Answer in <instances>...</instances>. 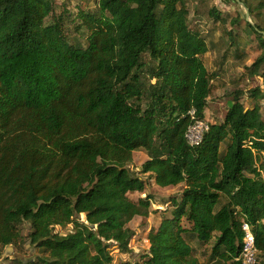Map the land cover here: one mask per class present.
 <instances>
[{
  "label": "trees",
  "instance_id": "obj_1",
  "mask_svg": "<svg viewBox=\"0 0 264 264\" xmlns=\"http://www.w3.org/2000/svg\"><path fill=\"white\" fill-rule=\"evenodd\" d=\"M97 5L77 14L83 47L70 43L66 18L47 24L55 0H0V259L29 240L44 256L13 264H116L111 247L133 254L131 223L157 214L148 250L121 264H202L195 241L213 245L211 263L243 264L244 223L261 264V89L246 96L249 110L245 92L236 91L224 120L191 146L186 133L205 120L219 76L204 63L213 39L190 27L187 0ZM210 15L221 20L217 10ZM246 26L262 51L246 70L264 79V29ZM228 35L222 65L245 56L239 36ZM139 150L148 159L138 174ZM149 183L183 188L164 210H153ZM24 223L31 225L27 237ZM68 226L70 233L58 231Z\"/></svg>",
  "mask_w": 264,
  "mask_h": 264
},
{
  "label": "rangeland",
  "instance_id": "obj_2",
  "mask_svg": "<svg viewBox=\"0 0 264 264\" xmlns=\"http://www.w3.org/2000/svg\"><path fill=\"white\" fill-rule=\"evenodd\" d=\"M241 1L250 5L253 13H250L248 6H242L236 0H187L190 11V27L200 31L203 36H206L208 42L213 39L215 44L214 50H211L210 54L204 57L207 69L210 72L216 71L220 76L214 82V90L208 103L207 122L209 125L211 123H220L224 120L236 91L242 90L245 92L246 95L243 98V103L246 110L253 108V100H249L246 97L252 90L260 88L263 92L262 94H264V79L259 76L252 78L246 70L262 54L258 39L246 26L247 9L250 13L249 20L253 25H259L264 29V0ZM97 7V0H55L54 17L51 16L47 24L53 22L54 19L56 20L59 16L66 18L64 30L70 43L86 47V30L81 25L80 19L77 18V14L80 11L94 12L97 10ZM212 10H217L221 13V20L219 22H215L210 15ZM236 19H238L239 24L238 22L234 23ZM229 32L239 36L238 42L245 51V56L240 60L230 58L231 61L222 65V57L228 50L231 42L228 35ZM260 102L264 113V97L261 98ZM147 159L148 156L145 151L139 150L135 152L132 169L136 170L139 174L142 164ZM139 176L146 178L143 175ZM262 176L264 177V169ZM181 189L182 187L160 188L149 183L147 191L152 196L153 210H164L167 207L169 197L178 195ZM139 196V194H134L132 198L137 199ZM142 197H145V195ZM81 217L82 220H85V216ZM160 218V215L152 214L149 218H137L131 223V227L136 232V236L131 242L133 254L122 253L113 245L111 250L116 264L130 261L133 256L135 259H139L141 255L145 254L149 248L147 234L152 226L158 225ZM58 231L63 235L68 234L72 231V226L58 228ZM21 232L24 237H27L28 233L31 232V225L24 223L21 226ZM191 245L202 264H215L211 263L209 259L212 244L203 245L195 241ZM11 248H13L12 252L7 251V249L3 252L0 264H13V260L15 259L14 254L21 255L27 262L29 259L35 261L44 256L41 250L30 244L29 240H26L24 248H19V250L14 247ZM261 264H264V258Z\"/></svg>",
  "mask_w": 264,
  "mask_h": 264
},
{
  "label": "built area",
  "instance_id": "obj_3",
  "mask_svg": "<svg viewBox=\"0 0 264 264\" xmlns=\"http://www.w3.org/2000/svg\"><path fill=\"white\" fill-rule=\"evenodd\" d=\"M192 116L195 111L190 112ZM209 131V124L206 120H198L193 124L186 133L188 143L195 147L199 146L204 138V135ZM244 243L239 257L243 264H259L258 250L256 248L255 237L251 231L249 224H243Z\"/></svg>",
  "mask_w": 264,
  "mask_h": 264
},
{
  "label": "water",
  "instance_id": "obj_4",
  "mask_svg": "<svg viewBox=\"0 0 264 264\" xmlns=\"http://www.w3.org/2000/svg\"><path fill=\"white\" fill-rule=\"evenodd\" d=\"M236 2H238V3H239L240 5H242V6H245V4H244L241 0H236ZM249 16H250V13H249V11H248V9H247V21L250 22V23L253 25V23L249 20ZM260 33L264 36V32H263V31H261ZM7 251H11V252H12V251H13V248L9 247V248L7 249ZM14 258H17V259L23 260L25 263H27V260L24 259L21 255L14 254Z\"/></svg>",
  "mask_w": 264,
  "mask_h": 264
},
{
  "label": "crops",
  "instance_id": "obj_5",
  "mask_svg": "<svg viewBox=\"0 0 264 264\" xmlns=\"http://www.w3.org/2000/svg\"><path fill=\"white\" fill-rule=\"evenodd\" d=\"M214 50V49H213ZM211 52V51H210ZM210 52L207 54V55H209L210 54ZM245 52V51H244ZM207 55H206V57H207ZM222 61V60H221ZM228 61H231V59L230 58H228L227 60H226V62L225 63H227ZM216 72V71H215ZM211 73H213V72H211ZM218 78H220V76H217L216 77V79H218ZM261 81H262V79H260ZM263 93V92H262ZM211 97V96H210ZM210 97H209V99H210ZM209 99H208V102H209ZM250 100V99H249ZM252 100V99H251ZM231 103V102H230ZM261 103V102H260ZM205 120H206V122H207V120H208V109L206 110V117H205ZM178 187H182L183 188V186H178ZM181 192V191H180Z\"/></svg>",
  "mask_w": 264,
  "mask_h": 264
}]
</instances>
